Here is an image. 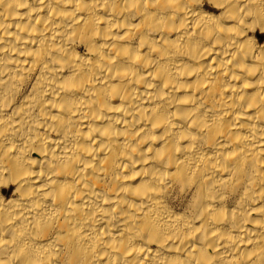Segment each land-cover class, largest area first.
Listing matches in <instances>:
<instances>
[{"label":"bare ground","instance_id":"6f19581e","mask_svg":"<svg viewBox=\"0 0 264 264\" xmlns=\"http://www.w3.org/2000/svg\"><path fill=\"white\" fill-rule=\"evenodd\" d=\"M69 117L79 141L49 130ZM73 150L82 162L48 185L40 174ZM156 160L230 193L163 246L144 207ZM24 189L38 194L26 207ZM33 204L55 212L59 254L48 228L12 244L9 227L0 264H25L19 246L42 264H264V0H0V209L18 226Z\"/></svg>","mask_w":264,"mask_h":264},{"label":"clouds","instance_id":"9594fccd","mask_svg":"<svg viewBox=\"0 0 264 264\" xmlns=\"http://www.w3.org/2000/svg\"><path fill=\"white\" fill-rule=\"evenodd\" d=\"M33 123H35V121ZM61 127L65 128L66 136H70L74 142L80 140L79 133H74L71 130L74 127V122L70 117L63 122V125L58 123L56 126H50L49 130L58 131ZM29 131H33L31 126L29 127ZM190 147L195 148L197 147V144L193 142ZM77 154V150H73V155L71 156L66 154L63 158L54 157L53 159L56 163H51L50 167L40 175H46L48 177V185L63 183L64 181H61L59 177L53 179L56 174V169L59 167L63 170L66 166L71 167L74 163L82 162H77L75 160ZM149 159L155 160L154 157H149ZM179 160H181V156L175 155V149H173L172 161L175 162ZM165 163L166 161L164 160H156L155 164L149 168L151 180H147L146 183L149 185L150 194H148V204L144 206L149 208L150 218L154 221V231L157 233V239L161 242L162 246L167 244L170 240L175 241L180 239L182 230L190 231L191 224L203 214V210L207 202L220 201L224 206H226L227 199L230 194L228 183L215 180L214 172L208 174L205 178L204 173L199 170L193 172L190 166L185 168L183 164H178L176 172H172L169 168L163 166ZM21 167H23V165H21ZM70 177L72 181V188L74 190H83L78 188L74 183L75 180L81 178L78 167H72ZM64 179L68 180L69 176L66 175ZM25 183L28 182L24 181L21 185L22 188ZM85 183L87 182L85 181ZM86 194L91 195L92 193L86 192ZM37 196L38 194L34 190L29 192L28 189H24V191L21 192L22 203L26 207V201L24 198ZM97 199H100V197L97 196ZM125 202H128L127 199H125ZM46 207V205L42 204V208ZM90 207H102V205H92L90 202ZM117 207L119 210L116 213H112L110 208L106 210L110 216V224L112 221H117V224L119 223V217L123 212V209L120 208L119 202H117ZM136 207L139 208L140 211H143V207ZM15 211L16 209H13V212ZM28 212L29 215L35 213L31 220H28L24 209H20L19 215L15 217L16 220L20 221V224L17 226L14 223L12 212H9L7 217H5L3 214L4 210L0 209V229H7L11 227L16 233V237L11 243L15 244L16 240L26 233L35 234L44 228H48V241L51 242V250L56 252V247L61 242V236L56 230L57 217L55 212H53L51 216H49L46 211L36 212L34 204L30 209H28ZM131 215L135 217V211H133ZM125 220V227L130 229L135 236H140L142 238L147 234L146 229L144 232H141L140 226L135 219H133L131 223L127 222V217ZM77 223L79 222L77 221ZM172 224H175L176 227L173 228ZM181 225L184 226L183 229H181ZM85 226L86 225H81V227ZM113 226L115 227L117 225ZM208 227H211V225H208ZM135 236L133 238H135ZM207 239L208 236L204 235L203 240ZM6 243L8 242L0 240V247H3ZM31 244L34 247L43 248L44 242L37 239L32 240ZM56 254L58 255L59 253L56 252ZM11 259L13 262L23 259L25 264H42V258L40 256L33 255L26 246H19L15 250Z\"/></svg>","mask_w":264,"mask_h":264}]
</instances>
